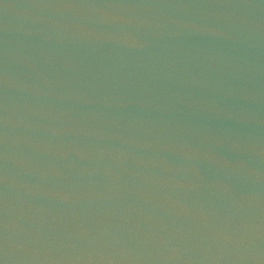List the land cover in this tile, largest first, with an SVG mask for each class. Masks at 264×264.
Here are the masks:
<instances>
[{
	"label": "water",
	"instance_id": "obj_1",
	"mask_svg": "<svg viewBox=\"0 0 264 264\" xmlns=\"http://www.w3.org/2000/svg\"><path fill=\"white\" fill-rule=\"evenodd\" d=\"M0 264H264V0H0Z\"/></svg>",
	"mask_w": 264,
	"mask_h": 264
}]
</instances>
